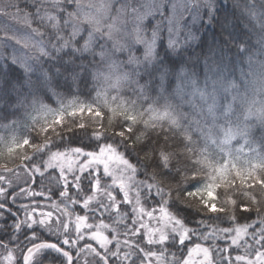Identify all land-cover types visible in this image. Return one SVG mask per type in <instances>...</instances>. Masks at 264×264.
<instances>
[{"label":"snow or ice","instance_id":"1","mask_svg":"<svg viewBox=\"0 0 264 264\" xmlns=\"http://www.w3.org/2000/svg\"><path fill=\"white\" fill-rule=\"evenodd\" d=\"M0 143V264H264V0H2Z\"/></svg>","mask_w":264,"mask_h":264},{"label":"trees","instance_id":"2","mask_svg":"<svg viewBox=\"0 0 264 264\" xmlns=\"http://www.w3.org/2000/svg\"><path fill=\"white\" fill-rule=\"evenodd\" d=\"M0 2H2V0H0ZM52 103L55 104V101L53 100ZM21 134H23V130H21ZM0 150H5L6 151L5 146L2 143H0ZM229 194L230 195L232 194L231 190H229ZM42 203H48V202L47 201H42ZM221 243L223 244V242H221ZM233 255H235V253H233ZM51 256H54V254L50 255V259H51Z\"/></svg>","mask_w":264,"mask_h":264},{"label":"rangeland","instance_id":"3","mask_svg":"<svg viewBox=\"0 0 264 264\" xmlns=\"http://www.w3.org/2000/svg\"><path fill=\"white\" fill-rule=\"evenodd\" d=\"M0 3H2V2H0ZM98 235V238H102L101 236H100V234H97Z\"/></svg>","mask_w":264,"mask_h":264}]
</instances>
